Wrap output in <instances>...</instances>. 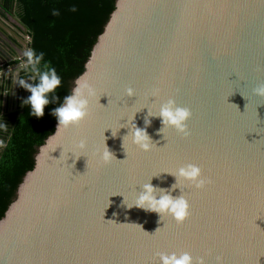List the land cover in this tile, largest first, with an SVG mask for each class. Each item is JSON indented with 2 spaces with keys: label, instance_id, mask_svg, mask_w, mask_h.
Instances as JSON below:
<instances>
[{
  "label": "water",
  "instance_id": "95a60500",
  "mask_svg": "<svg viewBox=\"0 0 264 264\" xmlns=\"http://www.w3.org/2000/svg\"><path fill=\"white\" fill-rule=\"evenodd\" d=\"M79 77L95 89L90 114L67 129L56 123L39 147L0 220V264H155L159 251L264 264V99L252 94L264 83V0H117ZM170 97L192 111L189 135L169 128L164 137L150 117L156 147L125 138L123 148L122 124ZM104 142L108 165L97 157ZM187 163L211 183L184 187L183 223L125 209L123 195L160 172L151 183L167 188L174 177L163 172Z\"/></svg>",
  "mask_w": 264,
  "mask_h": 264
},
{
  "label": "trees",
  "instance_id": "16d2710c",
  "mask_svg": "<svg viewBox=\"0 0 264 264\" xmlns=\"http://www.w3.org/2000/svg\"><path fill=\"white\" fill-rule=\"evenodd\" d=\"M116 1L0 0V7L14 12L27 29L29 47L43 52L42 64L46 62L56 69L61 77L56 91L63 97L85 71V64L115 10ZM73 5L76 11H70ZM52 9L58 10V15L53 16ZM29 95L20 94L18 106L12 112L0 111V138L4 144L0 157V220L15 200L25 175L33 170L39 147L56 128L57 120L50 109L57 105L46 106L42 117L32 116L23 103Z\"/></svg>",
  "mask_w": 264,
  "mask_h": 264
},
{
  "label": "clouds",
  "instance_id": "9594fccd",
  "mask_svg": "<svg viewBox=\"0 0 264 264\" xmlns=\"http://www.w3.org/2000/svg\"><path fill=\"white\" fill-rule=\"evenodd\" d=\"M70 11H76L74 5L70 7ZM52 15H58V10L52 9ZM22 55L23 64L13 72L12 82L30 93L23 101L29 107L30 115L42 117L46 106L56 104L57 106L50 109V114L57 120V130L77 126L89 116L90 100L95 94V89L88 81L78 77L71 90L60 97L56 90L61 85V77L54 67L48 66L46 62L42 64L44 53L29 47L23 50ZM17 72H23V75L18 76ZM158 92V89L153 90L151 97L155 99ZM125 94L129 97L136 95L132 87H127ZM252 94L264 99V83L253 88ZM145 107L134 111L131 120L127 119V122L122 124L121 127L128 129L122 138L123 148L125 138L143 152H150L154 146L156 147V143L146 131V126L151 122L150 117L160 118L162 127L158 129V132L163 133L164 137L165 130L169 128L175 129L177 133L185 137L189 135L187 122L192 116L190 108L181 106L170 97L160 103L158 109L152 110L147 107L144 117L145 127H140L134 123V114ZM116 134L117 132L114 134L112 131L113 136ZM76 145L81 151H86L88 147L87 140L83 138L76 142ZM97 157L98 162L103 165H108L115 159L105 142L103 148L97 152ZM163 173L172 175L174 183L167 188L154 186L151 179L159 174L152 175L146 182L139 185L140 190H136L130 200L123 195L122 203L125 209L136 207L146 212L157 213L161 220L162 217H171L177 223H183L190 214V204L184 193V187L190 186L202 190L211 183V180L203 175L201 167L195 163H187L175 171ZM176 189L180 190V194L174 196L172 193ZM155 264H208V261L205 256L194 257L189 251H159L155 253ZM215 264H222L219 256L215 258Z\"/></svg>",
  "mask_w": 264,
  "mask_h": 264
},
{
  "label": "flooded vegetation",
  "instance_id": "af4514ba",
  "mask_svg": "<svg viewBox=\"0 0 264 264\" xmlns=\"http://www.w3.org/2000/svg\"><path fill=\"white\" fill-rule=\"evenodd\" d=\"M12 12H6L0 7V94H8L4 101H0V111L4 112L16 109L19 95L29 93L12 82L13 72L23 64L22 52L29 48L27 32L14 20ZM22 75L23 72H18V76ZM2 142L0 138V144Z\"/></svg>",
  "mask_w": 264,
  "mask_h": 264
},
{
  "label": "crops",
  "instance_id": "0c3cea01",
  "mask_svg": "<svg viewBox=\"0 0 264 264\" xmlns=\"http://www.w3.org/2000/svg\"><path fill=\"white\" fill-rule=\"evenodd\" d=\"M9 20L12 22L11 19H9ZM9 20H8V21H9ZM10 21H9V22H10ZM11 22H10V24H11ZM7 95H8V94H0V101H1V102L4 101V100L6 99V97H7Z\"/></svg>",
  "mask_w": 264,
  "mask_h": 264
},
{
  "label": "built area",
  "instance_id": "2783aa9c",
  "mask_svg": "<svg viewBox=\"0 0 264 264\" xmlns=\"http://www.w3.org/2000/svg\"><path fill=\"white\" fill-rule=\"evenodd\" d=\"M3 145H4V144H3V142H2V143L0 144V148L3 147Z\"/></svg>",
  "mask_w": 264,
  "mask_h": 264
},
{
  "label": "rangeland",
  "instance_id": "374dc122",
  "mask_svg": "<svg viewBox=\"0 0 264 264\" xmlns=\"http://www.w3.org/2000/svg\"><path fill=\"white\" fill-rule=\"evenodd\" d=\"M27 41H30V40H29V36H28V39H27Z\"/></svg>",
  "mask_w": 264,
  "mask_h": 264
}]
</instances>
